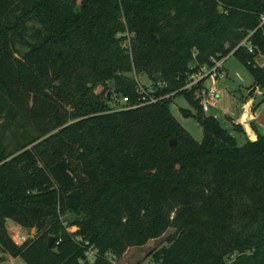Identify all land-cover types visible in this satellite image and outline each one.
I'll return each mask as SVG.
<instances>
[{
  "label": "trees",
  "instance_id": "trees-1",
  "mask_svg": "<svg viewBox=\"0 0 264 264\" xmlns=\"http://www.w3.org/2000/svg\"><path fill=\"white\" fill-rule=\"evenodd\" d=\"M261 15L264 0H0V251L78 264L92 246L91 264H116L107 255L175 227L157 264H264V134L238 145L202 112L203 80L182 89L227 54L264 89ZM129 73L173 94L132 107ZM107 82L130 107L109 105ZM175 96L200 140L171 113ZM7 219L35 234L16 243Z\"/></svg>",
  "mask_w": 264,
  "mask_h": 264
},
{
  "label": "rangeland",
  "instance_id": "rangeland-1",
  "mask_svg": "<svg viewBox=\"0 0 264 264\" xmlns=\"http://www.w3.org/2000/svg\"><path fill=\"white\" fill-rule=\"evenodd\" d=\"M255 61L258 64L262 63V59L259 56L255 57ZM128 75L133 77L139 84L149 85L152 83L146 74L129 73ZM216 75V77L206 78L203 81L205 87L212 86L215 88L216 92L215 96L209 100V111L207 114L213 115L222 127H224L230 134L232 133L231 135L234 137L235 142L239 145L243 142L241 140L243 137L238 131L233 130V124H231L229 119L224 115L234 116L237 114L241 109L240 97L242 95L245 97L247 96L250 97L252 101L254 100L253 106L256 105V109L253 110L254 116H260L261 122L259 121V127H257V129L261 133L264 132V99L260 102L262 96H264V89H250V86H248L251 81L250 75L242 66V64H240L230 54L222 61L221 67L219 66L217 69ZM107 86L109 87L107 94L110 93L109 98L112 97L109 100L111 101L109 102V105L114 107L113 101L117 98L121 99V97L113 96V84L111 82H107ZM102 89L104 88L101 85H98L94 88L95 92L98 93L101 92ZM179 109H186L190 111V113L194 112V109L190 106L185 98L182 96H175L170 104L171 113L194 139L200 140L201 128L199 125L191 116H183L180 113L181 110ZM79 217L80 216L75 213L66 212L61 215V220L68 227L67 230L75 231L76 227L71 226L70 223ZM5 225L11 238L14 241H18L19 243L21 240L18 239V235H22L24 239H28L35 234V228L29 229L21 227L11 219H7ZM177 230L178 229H175V227H169L161 236L149 239L141 246H131L127 248L120 258H114L116 264H157L153 257L154 253L161 246L168 244L171 238L175 237L177 234ZM0 264L26 263L20 257H12L8 253L0 251Z\"/></svg>",
  "mask_w": 264,
  "mask_h": 264
},
{
  "label": "built area",
  "instance_id": "built-area-1",
  "mask_svg": "<svg viewBox=\"0 0 264 264\" xmlns=\"http://www.w3.org/2000/svg\"><path fill=\"white\" fill-rule=\"evenodd\" d=\"M264 22V15L260 16V23ZM245 42V38L242 39L239 44H243ZM248 51H250V48H247ZM229 54L225 55L224 57L221 58H210V65H202L199 66L198 69L190 73L187 77L186 83L182 86V89H189L192 85H195L197 82L200 80H205L206 78H213L216 77L217 75V69L219 66L221 67L222 61L228 56ZM137 91H138V99L136 103L131 105L132 107L135 106H141L145 104H151L155 103L158 100L171 96L173 94H165V95H160L157 96L155 95V86L154 84H149V85H142L137 83ZM164 82H157V85H163ZM196 98H198V104L200 105V108L202 112H207L208 107H209V100L215 96L216 92L214 87H205L202 82V86L195 92ZM128 97L124 96L121 99H115L114 102V109H123L127 108L128 106ZM130 107V106H128ZM18 239L21 240L20 243L24 242L26 239L22 235H18ZM16 243H19L18 241H15ZM96 256V249H94L92 246L88 247L86 251L84 252V257L80 258L78 260V264H91ZM109 259H114V256L112 255H107Z\"/></svg>",
  "mask_w": 264,
  "mask_h": 264
},
{
  "label": "crops",
  "instance_id": "crops-1",
  "mask_svg": "<svg viewBox=\"0 0 264 264\" xmlns=\"http://www.w3.org/2000/svg\"><path fill=\"white\" fill-rule=\"evenodd\" d=\"M251 82H252V80L250 81V84L248 86L251 85ZM254 88L258 89V90L260 89L258 87H254ZM244 97L245 96H243V95L240 97V99H241V105H240L241 107L240 108L241 109L239 110V112L237 114H235L234 116L224 115V116H226V118L229 119V122L231 124L237 126V127L233 128V130H236L241 134V136L243 137V139L241 138L242 141H244L245 139L253 140L255 138V133L260 132L257 129V127H259V121L261 122L260 116H258L259 117L258 118L256 115L254 116V114H253V110L256 109V105L253 106L254 100L252 101L251 98L247 97V96L245 98ZM263 99H264V96H262L260 102ZM208 111H209V107H208ZM208 111L205 112V114H207ZM262 121H263V119H262ZM262 133H264V132H262Z\"/></svg>",
  "mask_w": 264,
  "mask_h": 264
},
{
  "label": "water",
  "instance_id": "water-1",
  "mask_svg": "<svg viewBox=\"0 0 264 264\" xmlns=\"http://www.w3.org/2000/svg\"><path fill=\"white\" fill-rule=\"evenodd\" d=\"M153 37H154V36H153ZM154 38H155V37H154ZM109 94H110V93L107 94V98H109ZM169 143H170L171 145H174V144H175V140H174V139H170V140H169ZM53 240H54V237H53V236H49V238H48V244L51 245L52 242H53Z\"/></svg>",
  "mask_w": 264,
  "mask_h": 264
}]
</instances>
